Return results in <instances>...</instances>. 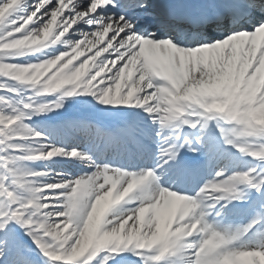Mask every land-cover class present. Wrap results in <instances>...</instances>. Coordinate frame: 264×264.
Returning <instances> with one entry per match:
<instances>
[{
	"label": "snow or ice",
	"instance_id": "6c2138e0",
	"mask_svg": "<svg viewBox=\"0 0 264 264\" xmlns=\"http://www.w3.org/2000/svg\"><path fill=\"white\" fill-rule=\"evenodd\" d=\"M0 264H264V0H0Z\"/></svg>",
	"mask_w": 264,
	"mask_h": 264
}]
</instances>
